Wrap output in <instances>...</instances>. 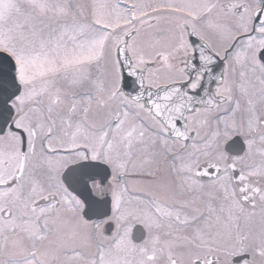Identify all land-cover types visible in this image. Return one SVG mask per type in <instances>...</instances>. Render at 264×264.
Listing matches in <instances>:
<instances>
[{
	"label": "snow or ice",
	"instance_id": "obj_1",
	"mask_svg": "<svg viewBox=\"0 0 264 264\" xmlns=\"http://www.w3.org/2000/svg\"><path fill=\"white\" fill-rule=\"evenodd\" d=\"M0 264H264V0H0Z\"/></svg>",
	"mask_w": 264,
	"mask_h": 264
}]
</instances>
